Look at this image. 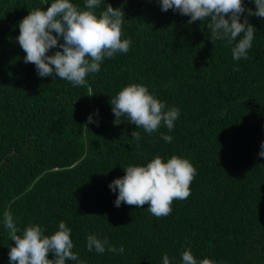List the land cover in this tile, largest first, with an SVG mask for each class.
Returning a JSON list of instances; mask_svg holds the SVG:
<instances>
[{"label":"trees","instance_id":"16d2710c","mask_svg":"<svg viewBox=\"0 0 264 264\" xmlns=\"http://www.w3.org/2000/svg\"><path fill=\"white\" fill-rule=\"evenodd\" d=\"M51 2L0 0V264H10L14 246L8 211L18 235L39 224L50 236L64 221L78 255L66 264H163L165 254L182 264L189 248L198 264H264V18L248 17L252 47L236 61L243 34L212 42L210 18L189 24L190 16L162 11L160 0H101L97 15L107 4L123 10L121 39L130 48L73 86L40 77L17 40L19 22ZM71 2L84 9L85 0ZM242 2L241 22L256 9L254 0ZM130 84L146 86L165 111L179 109L171 130L162 122L149 134L126 115L114 124L110 100ZM90 115L98 123L86 127ZM157 155L194 166L190 195L159 218L148 204L115 206L118 190L109 185ZM89 235L108 241L103 254L87 249Z\"/></svg>","mask_w":264,"mask_h":264},{"label":"clouds","instance_id":"9594fccd","mask_svg":"<svg viewBox=\"0 0 264 264\" xmlns=\"http://www.w3.org/2000/svg\"><path fill=\"white\" fill-rule=\"evenodd\" d=\"M101 0H85L84 9L71 0H52L46 10L37 8L19 22L18 43L26 53L25 63L36 66L40 77H58L71 82L73 86L86 83L89 73L100 71L101 62L112 58L116 53H127L130 40H122V24L125 20L121 8L107 4L106 9L96 14ZM256 9H247L248 15L241 22L245 12L242 0H160L162 11L173 9L182 15L190 16L189 24L210 18L207 27L211 31L210 39L227 40L229 44L243 36L232 49L233 59L239 61L247 58L254 38L253 25L249 16L264 18V0H254ZM227 17V18H226ZM55 33L56 35H53ZM63 40V43L58 42ZM59 47L53 55H48L52 48ZM238 70V69H234ZM112 111L119 118L126 115L129 122L137 128H143L151 134L163 122L169 130L179 115L178 108L165 111V105L143 85L130 84L110 100ZM87 123H98L90 115ZM132 138L140 139L138 131L132 132ZM162 135L167 142L172 137ZM259 156L264 157V142L261 143ZM125 175L115 179L109 188L118 196L115 206L121 203L142 207L148 204L150 213L156 217H165L172 212L174 200H184L190 195V184L196 175V169L185 158L173 155L167 162L157 155L146 166H128ZM4 225L9 230L14 246L10 248V264H66L77 261L78 255L73 249L71 229L64 221L54 234L48 236L39 224H30L20 231L14 223L10 211L4 213ZM108 241L98 239L95 235L87 237V249L103 254ZM110 252H117L115 247H108ZM120 253L124 248L119 249ZM52 258H49V254ZM163 264H169L167 254ZM182 264H198L191 249L182 253ZM199 264H214L210 259H203Z\"/></svg>","mask_w":264,"mask_h":264}]
</instances>
